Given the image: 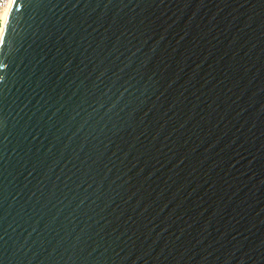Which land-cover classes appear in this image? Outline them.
Instances as JSON below:
<instances>
[{"label":"water","instance_id":"95a60500","mask_svg":"<svg viewBox=\"0 0 264 264\" xmlns=\"http://www.w3.org/2000/svg\"><path fill=\"white\" fill-rule=\"evenodd\" d=\"M0 264H264V0H10Z\"/></svg>","mask_w":264,"mask_h":264},{"label":"built area","instance_id":"2783aa9c","mask_svg":"<svg viewBox=\"0 0 264 264\" xmlns=\"http://www.w3.org/2000/svg\"><path fill=\"white\" fill-rule=\"evenodd\" d=\"M10 0H0V13H2L8 6Z\"/></svg>","mask_w":264,"mask_h":264},{"label":"bare ground","instance_id":"6f19581e","mask_svg":"<svg viewBox=\"0 0 264 264\" xmlns=\"http://www.w3.org/2000/svg\"><path fill=\"white\" fill-rule=\"evenodd\" d=\"M6 10H7V8L2 13H0V23L1 24H2V21H3V18H4V15H5ZM0 28H1V26H0Z\"/></svg>","mask_w":264,"mask_h":264},{"label":"snow or ice","instance_id":"6c2138e0","mask_svg":"<svg viewBox=\"0 0 264 264\" xmlns=\"http://www.w3.org/2000/svg\"><path fill=\"white\" fill-rule=\"evenodd\" d=\"M11 19V17H9V20Z\"/></svg>","mask_w":264,"mask_h":264},{"label":"rangeland","instance_id":"374dc122","mask_svg":"<svg viewBox=\"0 0 264 264\" xmlns=\"http://www.w3.org/2000/svg\"><path fill=\"white\" fill-rule=\"evenodd\" d=\"M0 26H1V23H0Z\"/></svg>","mask_w":264,"mask_h":264}]
</instances>
